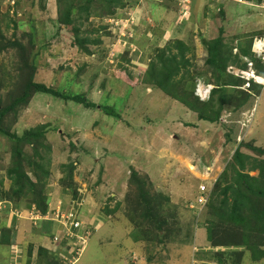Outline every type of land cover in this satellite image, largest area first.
<instances>
[{"label": "rangeland", "instance_id": "374dc122", "mask_svg": "<svg viewBox=\"0 0 264 264\" xmlns=\"http://www.w3.org/2000/svg\"><path fill=\"white\" fill-rule=\"evenodd\" d=\"M118 1L125 6L104 17L98 16V0L89 5L90 17L80 26V36L90 40L84 52L73 43L71 26L62 23L68 0H0V107L11 106L3 121L18 137L30 130L41 133L33 144H21L19 162L29 170L30 164L35 166V174H27L43 182V194L49 195L48 211L40 214L26 204L27 198L9 197L0 190V231L10 226L16 230L11 247L0 243V264L59 259L60 242L50 244L44 237L61 233V240L64 233H73L71 240L77 236L76 243L85 239L78 246L76 264H132V253L145 256L141 264H264V257L254 260L247 247L255 243V251H264V232L259 231L264 218L249 221L255 233L244 244L241 231L250 224L246 222L252 202L264 196L249 194L236 182L234 169L239 165L232 158L238 148L241 172L251 180L264 164V76L248 63L249 56H241L239 65L244 67L229 61L225 74L239 80L230 86L245 93H231L221 110H206L212 118L220 111L218 122H208L153 87L154 79L161 78L150 70L152 62L166 64L161 58L180 62L176 49L160 52L174 39L192 43V63L177 71L172 67L169 81L193 74L195 91L205 96V84L212 90L218 83L217 71L206 63L202 38H221L236 47L262 31L252 49L256 59L264 57V5H253L260 0H189L186 5L176 0ZM182 9L185 15L179 17ZM29 81L64 95L79 94L95 106L33 89L27 90L24 102L14 103ZM104 108L116 115L106 114ZM14 164L13 139L0 134V189L7 187V170ZM39 167L49 175L44 177ZM146 198L152 210L144 211L150 207ZM235 199L244 216L237 232L210 233L207 224L220 220L221 208L228 210ZM158 207L160 230L147 219ZM68 219L73 227L66 224ZM42 220L51 222L49 233L41 230ZM77 221L80 225L74 226ZM40 245L49 250L45 256Z\"/></svg>", "mask_w": 264, "mask_h": 264}, {"label": "trees", "instance_id": "16d2710c", "mask_svg": "<svg viewBox=\"0 0 264 264\" xmlns=\"http://www.w3.org/2000/svg\"><path fill=\"white\" fill-rule=\"evenodd\" d=\"M94 0H76L74 3L70 0L66 3V5L63 7V14L61 16L62 23L64 28L66 26H71V29L73 31L74 35V44L77 45L82 51L87 52V48L85 46L86 43H88L90 40L86 37H81L80 33L82 32L81 30V25L83 22L87 21L88 18L90 17V4ZM100 2V12L98 13V16L104 17L106 15H113L118 8H123L125 6V3H121L120 5L115 2V0H107V4L105 5L104 3L106 2L105 0H98ZM118 1V0H117ZM177 3L180 5H186V3L189 0H176ZM262 0L255 2L254 4H259ZM119 2V1H118ZM189 3V2H188ZM238 3V2H236ZM99 8V7H97ZM165 8V7H164ZM260 9V8H258ZM180 10H178V16L180 17ZM219 12L223 15V6H220ZM77 14L76 17L74 15ZM78 14H81V18L79 17ZM177 17V16H176ZM75 22H79V26H74ZM161 23L159 22L156 25V28H160ZM155 29V28H154ZM154 31V30H152ZM262 34V31L254 32L252 33L251 36L247 38V40H241L238 41L237 44L231 45L229 47L227 44L222 42V39L220 38H215V39H205L202 38V43L203 46L205 47L207 51V59L206 63L209 65L211 68H213L216 72V76L214 78V82L218 83L216 86L211 90L208 91V96L207 97H201L199 96L196 91H195V76L192 74L190 78H187L186 80L182 78L181 80H177L176 82H173L172 80L169 81L170 76L169 71L172 67H175L176 71L179 70L180 67H183L182 65H185L186 67L191 64V59L194 58V46L192 43H187L182 39H174L172 42L168 43L167 46L160 52L162 55L165 53L169 52L172 49L177 50V54L175 55V58L179 59L180 62L178 63H173L172 61H167L164 58H161L166 64L163 66H158L156 62H152L150 64V70L151 73H155V75L160 76V80H155L151 83L153 87L156 89H162L167 95L170 97L174 98L175 100L179 101L181 104H183L185 107H187L189 110L196 111L199 116L197 119L201 121H208V122H218L220 119V111L216 116L213 118L210 115H206L207 112L206 110H221L222 107H224L227 103L230 101L231 93H241L243 92V89H237V88H232L230 85H237L239 82L238 79L232 80L231 74H225L224 70L227 66V63L230 61L231 63H234L236 65H239V62L241 60V56H249V62L252 63V67L255 68V71L258 73H261L264 76V61L261 62V57L255 58L254 57V52L252 49V46H254V38L256 36H259ZM236 39V38H235ZM191 40V37L190 39ZM188 40V41H189ZM234 40V38L232 39ZM234 50H237L234 52ZM186 53L190 55V58L186 57ZM132 58V54L129 55ZM229 66V65H228ZM239 67H244V64H240ZM165 70L164 74L162 75L161 72ZM186 75H190V73L186 72ZM184 76V73L183 75ZM185 80V81H184ZM206 81V80H205ZM25 90L24 92L15 98L14 103L18 101V103L24 102L27 98V90L33 89L36 92H41V93H47L51 94L53 96L65 99V100H71L75 101L76 103L82 104L84 107L91 108L94 107L95 104L91 101H87L84 96H81L79 94L73 95V96H68L59 93L58 91L54 90L52 87H49L45 84L42 83H35L33 81H29L25 85ZM173 90H176L177 94L173 93ZM212 91V92H211ZM245 93V92H243ZM247 96L249 97L250 94L247 93ZM199 98V99H198ZM254 101H256L254 99ZM219 106V108L217 107ZM254 106H251L249 110H251ZM11 109V106L5 105L3 107H0V134L6 135L8 137H11L13 139V146H14V159L17 162V164H14L13 167L7 170L9 182L7 183V187L4 186V189H0L4 194H7L9 197H15L16 198H22L25 197L27 198L26 204L29 206H34L37 208V210L40 212V214H46L47 209V200H48V194L44 193V183L40 181H32L27 174L28 171H32L33 175L35 174V166L30 164L33 168V170H29V166L27 165L26 167H23L21 160V154H20V147L21 144H33V138H38L42 137L41 133L37 132L36 130H30L28 132H25L21 137L16 136L15 134L9 133L8 126L6 125L5 121H3L4 115L7 114V112ZM106 114L109 115H116L113 111L108 110L107 108H104ZM242 154L238 148L234 151L233 159L235 163L239 165V168L235 170L237 173V179L236 182L239 183L241 186L246 187V189L250 192L249 194H254L256 196H264V164H260L258 166V176L256 178H249L247 174H244L241 172L243 169V160H242ZM39 165V164H38ZM71 167V166H70ZM41 170V173L44 177H47L49 175V172L45 167H39ZM72 171L71 169L69 170V176L71 175ZM37 176V174L35 175ZM252 182V183H251ZM2 185V184H1ZM29 187V188H28ZM26 188V189H25ZM26 190H29V196L26 193ZM238 190L235 191V194H238ZM151 196V195H150ZM249 199V198H248ZM149 198L144 201L148 204ZM251 200V199H249ZM239 201L238 199H235L233 203L229 206L228 210L221 208L220 210V220L217 222H210L208 225V230L210 233H213L215 230V233L219 230L216 229H221L224 230L225 232L229 231L231 234L237 232V227L236 225L241 223V220L243 219L244 216H241L240 213V203L237 202ZM264 201V200H262ZM256 200L255 202H252L250 206V210L248 212V220L246 224L249 221H253V223H257L258 219L260 221L263 220L264 218V202ZM151 202V199H150ZM149 208L144 209L145 210H152L151 209V203ZM159 207L157 209L153 210V213H147V219H149L151 222L155 221L156 227L155 229L160 230L161 224L158 220L155 219L157 213L159 212ZM53 210H51L52 212ZM113 213L116 212V210L112 211ZM72 214V213H71ZM68 215V214H67ZM241 216V217H240ZM71 219H68L66 221V224L68 227L72 226L71 225ZM264 221V220H263ZM262 221V222H263ZM49 222V223H48ZM244 222V221H243ZM42 224L40 225L41 230L46 229L45 231L48 232L49 228H51V222L49 220H42ZM250 223V222H249ZM245 224V222H244ZM154 225V223H153ZM264 227V224H261ZM247 228L245 225V228L242 227L241 231H243L242 238L243 244L252 238V235L254 232V224L250 223L247 224ZM44 227V228H43ZM65 227V225L62 226V228ZM61 228V229H62ZM73 230H76L75 227L72 228ZM244 229L246 234L244 233ZM79 230V229H78ZM77 231V230H76ZM260 232H264V228H259ZM15 233L16 230L13 226H10L8 228H2L0 231V243L1 244H7L11 245L12 242H15ZM49 233V232H48ZM79 234H83L84 230L78 231ZM209 233V236L211 238V234ZM223 233V232H222ZM62 235V233H61ZM61 235H56L57 237H61ZM92 235V234H91ZM90 235V236H91ZM55 235H50L48 237H44L45 240L48 241V243L52 244L54 243L55 240ZM77 236H74V240L76 239ZM79 238V237H78ZM69 236H63L61 243L59 244V248L65 246L66 250L63 251L61 250H56V255L61 254L63 252V255H60L59 259L56 257H52L50 260H46L45 262L47 264H69V261H67V258L71 257L72 254L75 253L76 248L78 247V244L74 241L71 240ZM73 244H68V242H72ZM77 241V240H76ZM217 243V242H216ZM67 244V245H66ZM11 247V246H10ZM70 247L74 248V250L69 253L68 249ZM247 247L251 250L252 252V258L254 260H259L264 257V251L257 252L254 249L257 247L255 243H248ZM58 248V249H59ZM254 248V249H253ZM38 249H40V252L44 254L45 256V251H49L47 249V246L40 245L38 246ZM66 253V254H64ZM145 255V254H144ZM79 258V257H78ZM146 260L144 261V263Z\"/></svg>", "mask_w": 264, "mask_h": 264}, {"label": "built area", "instance_id": "2783aa9c", "mask_svg": "<svg viewBox=\"0 0 264 264\" xmlns=\"http://www.w3.org/2000/svg\"><path fill=\"white\" fill-rule=\"evenodd\" d=\"M235 1V0H234ZM260 5H264V0H262L261 1V3H259ZM183 11H185V10H180V17H184V15H185V12H183ZM263 58V60H264V57H262ZM203 200V199H202ZM202 200H200V201H202ZM78 225V222H74V226H77ZM64 235L65 236H69V237H71L72 235H73V233H70V234H66V233H64ZM55 241H58V242H56V243H59V242H61V237H55ZM85 242V239H81V240H78L77 241V244H78V246L80 245V244H83ZM67 245V244H66ZM61 249L63 250V251H65L66 250V247L65 246H63V247H61ZM74 250V248H72V247H70V249H68V252L69 253H71L72 251ZM81 251V249H79V248H77L76 249V255L74 256V255H72L71 257H69V258H67V261H71L72 263H74V264H76V260H77V257L76 256H78V254H79V252ZM16 258H14V260H15Z\"/></svg>", "mask_w": 264, "mask_h": 264}, {"label": "bare ground", "instance_id": "6f19581e", "mask_svg": "<svg viewBox=\"0 0 264 264\" xmlns=\"http://www.w3.org/2000/svg\"><path fill=\"white\" fill-rule=\"evenodd\" d=\"M184 1V0H183ZM261 3V2H260ZM253 5H256L258 8L261 6L260 4H253ZM264 7V6H263ZM261 8H262V6H261ZM264 9V8H263ZM180 12V11H179ZM206 82V81H205ZM206 86H205V88L203 89V92L205 93V96H202V95H200L199 94V92L198 91H196V93L199 95V96H201V97H207L208 96V91L210 90V89H207V87H208V85H207V83L205 84ZM78 222V221H77ZM80 225V222H78V225L77 226H79ZM88 231L90 230V229H87ZM89 233V232H88ZM59 246V245H58ZM78 248V247H77ZM76 248V249H77ZM75 253H76V251H75ZM72 255H74V254H72ZM71 255V256H72ZM130 257H133L132 258V264H141L140 263V261H145V256L144 257H138V255H136V254H133L132 253V255H129ZM143 256V255H142ZM130 257H129V259H130ZM72 262L69 260V264H71Z\"/></svg>", "mask_w": 264, "mask_h": 264}, {"label": "clouds", "instance_id": "9594fccd", "mask_svg": "<svg viewBox=\"0 0 264 264\" xmlns=\"http://www.w3.org/2000/svg\"><path fill=\"white\" fill-rule=\"evenodd\" d=\"M256 40H257V39H256ZM263 61H264V60H263ZM248 63H251V62L248 61ZM251 65H252V63H251ZM60 243H61V242H60Z\"/></svg>", "mask_w": 264, "mask_h": 264}, {"label": "crops", "instance_id": "0c3cea01", "mask_svg": "<svg viewBox=\"0 0 264 264\" xmlns=\"http://www.w3.org/2000/svg\"><path fill=\"white\" fill-rule=\"evenodd\" d=\"M232 1V0H231ZM244 6H246V5H244ZM248 7V6H247ZM192 20V19H191ZM190 21V20H189ZM188 23V22H187ZM194 24V23H193ZM102 242V241H101Z\"/></svg>", "mask_w": 264, "mask_h": 264}]
</instances>
